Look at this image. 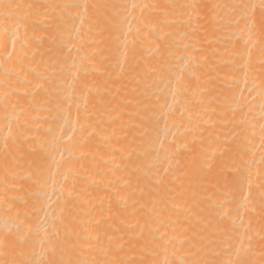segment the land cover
<instances>
[{
    "label": "bare ground",
    "instance_id": "bare-ground-1",
    "mask_svg": "<svg viewBox=\"0 0 264 264\" xmlns=\"http://www.w3.org/2000/svg\"><path fill=\"white\" fill-rule=\"evenodd\" d=\"M0 264H264V0H0Z\"/></svg>",
    "mask_w": 264,
    "mask_h": 264
}]
</instances>
